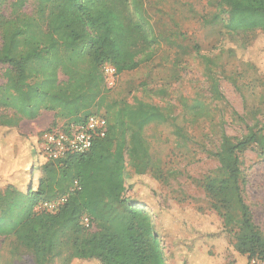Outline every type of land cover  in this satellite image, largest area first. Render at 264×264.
Returning a JSON list of instances; mask_svg holds the SVG:
<instances>
[{
  "label": "trees",
  "instance_id": "1",
  "mask_svg": "<svg viewBox=\"0 0 264 264\" xmlns=\"http://www.w3.org/2000/svg\"><path fill=\"white\" fill-rule=\"evenodd\" d=\"M5 1L0 0V10ZM28 1L12 0L9 14L0 12V65L5 66L0 108L11 110L0 113V157H10L8 173L0 170V239L12 250H24L33 264L55 258L64 264H165L148 211L124 192L127 157L133 178L157 171L144 130L167 121L168 112L143 101L109 103L105 136L86 152L54 160L37 159L38 140L21 134L19 122L48 110L66 122L83 123L107 98L101 64L114 66L117 75L134 70L139 55L150 58L154 43L174 49L176 68L203 43L215 49L222 41L230 58L257 68L247 53L256 39L264 41V0H33V12L27 13ZM188 21L198 25L201 40L186 32ZM210 86L223 99L215 80ZM191 108L204 110L198 102ZM252 145L264 153L261 130L249 127L237 139L222 132L211 153L221 173L205 188L222 208L233 207L234 215L222 214L223 229L231 233L237 253L246 264L252 259L264 264V237L241 195L245 178L239 155ZM61 199L52 211L39 207Z\"/></svg>",
  "mask_w": 264,
  "mask_h": 264
},
{
  "label": "rangeland",
  "instance_id": "2",
  "mask_svg": "<svg viewBox=\"0 0 264 264\" xmlns=\"http://www.w3.org/2000/svg\"><path fill=\"white\" fill-rule=\"evenodd\" d=\"M11 1L2 4V14H9ZM33 9V0H29L25 11L31 13ZM185 30L191 36L196 32L195 37L201 40L203 33L193 21L186 23ZM207 46L203 43L199 53L181 60L176 68L174 49L163 43L152 44L149 59L143 53L138 57L142 61L136 69L116 75L114 85L108 87L104 105L97 112L105 118L110 111L109 103L123 101L132 105L143 101L170 114L164 123L151 124L144 130L157 171L133 178L132 161L127 157L129 177L124 192L125 197L148 211L165 264L247 263L245 256L237 253L231 233L223 229L222 214L228 211L234 215L233 207L222 208L205 185L221 173L211 153L218 149L222 132L233 139L244 137L249 127L264 133V41L258 38L248 48L247 56L257 68L225 54L224 41L215 49ZM4 68L0 65V85L4 83ZM176 76L178 80L174 79ZM212 79L223 99L214 94ZM195 102L204 110L194 111L191 105ZM1 112L11 110L0 108ZM69 124L74 123L56 117L53 111L42 110L34 120L22 119L18 130L39 142L44 132ZM36 155L37 159L42 158L41 153ZM239 156L245 178L241 195L251 222L264 237V153L252 145ZM9 158L0 157V170L5 173ZM30 179L36 182L35 177ZM2 187L0 183V190ZM24 187L23 184L21 188ZM0 264H33V261L24 250H12L8 242L0 239ZM49 264L64 263L55 258ZM72 264L97 263L76 260Z\"/></svg>",
  "mask_w": 264,
  "mask_h": 264
},
{
  "label": "built area",
  "instance_id": "3",
  "mask_svg": "<svg viewBox=\"0 0 264 264\" xmlns=\"http://www.w3.org/2000/svg\"><path fill=\"white\" fill-rule=\"evenodd\" d=\"M101 73L104 77L105 86L112 87L115 83L116 70L108 62L100 66ZM107 131L106 120L98 114L89 115L81 124H69L63 129H51L40 136L38 142L39 150L46 159L54 160L65 157L68 154L83 153L89 150L96 138L104 137ZM63 201L56 200L45 202L39 207L46 208L49 211L56 209L58 204ZM85 226L88 225L87 219L83 221ZM249 264H262L257 259H252Z\"/></svg>",
  "mask_w": 264,
  "mask_h": 264
}]
</instances>
